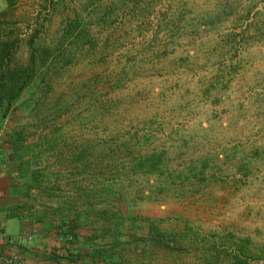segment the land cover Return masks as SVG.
Segmentation results:
<instances>
[{
	"label": "rangeland",
	"instance_id": "rangeland-1",
	"mask_svg": "<svg viewBox=\"0 0 264 264\" xmlns=\"http://www.w3.org/2000/svg\"><path fill=\"white\" fill-rule=\"evenodd\" d=\"M33 31L50 69L0 140L20 132L31 148L39 190L22 207L43 217L49 251L67 225L85 263L101 249L105 264H207L201 239L230 235L264 248V0H0L19 65ZM152 155L158 167L138 169ZM3 225L19 236L18 219ZM151 226L179 250L152 244Z\"/></svg>",
	"mask_w": 264,
	"mask_h": 264
},
{
	"label": "trees",
	"instance_id": "trees-1",
	"mask_svg": "<svg viewBox=\"0 0 264 264\" xmlns=\"http://www.w3.org/2000/svg\"><path fill=\"white\" fill-rule=\"evenodd\" d=\"M9 7L13 5V0H7ZM80 24L79 20H73L69 30L67 31L66 38L73 36L74 31ZM83 34L73 39L72 44H79L83 42ZM37 31H33L32 34L28 36L27 39V49H28V61L25 65H19L14 60V45L9 41L0 39V123L6 118L8 112L12 108L13 104L18 101L21 95L28 90L35 82L44 81L47 76V64L51 61L52 53L48 47L37 45L35 40L37 39ZM5 145L11 150V161L16 163V175L17 179L22 183V193L23 197L30 199L32 191L39 190L38 182L39 176L32 173L29 162L25 159L31 152L30 147H26L24 144L23 135L18 132L15 133L13 141H3L0 140V150H2ZM5 149V148H4ZM1 154V152H0ZM5 153L1 155L0 161L1 165L4 163ZM8 160L10 163L11 161ZM160 157L157 155H152L149 158L142 160L138 164V169L143 170L147 166L149 169L145 172H151L152 168H157L159 165ZM151 168V169H150ZM2 171V170H1ZM203 174V173H202ZM18 210L15 212L11 210L8 214L9 218H16L19 221L33 220L31 215L26 216L23 211V207H16ZM43 217L36 219L35 223L42 222ZM76 227L73 225L61 226L56 230L54 229V234L61 241H67L68 244L62 245V250L53 248L46 254L47 259L53 264H105V258L108 254L106 251L97 249L93 254L89 255L88 262L85 263L86 259L72 248V245L79 242V237L75 233ZM150 235L153 236L151 243L163 248L167 251L179 250L178 240L174 238L168 245V243L162 240V235L153 226L149 227ZM181 240L184 239L186 235L177 234ZM27 237V236H26ZM232 244L229 245L226 240L222 239H201L204 243V253L207 260V264H251L252 261H260L264 259V248L261 249L257 254L250 251L245 240H236V238L230 235ZM228 239V238H226ZM235 239V240H234ZM30 240V239H29ZM27 242V240H25ZM146 242V241H144ZM24 243L20 245V252L24 249ZM57 248V247H56ZM26 250V249H24ZM4 252V251H3ZM116 264V263H115Z\"/></svg>",
	"mask_w": 264,
	"mask_h": 264
},
{
	"label": "crops",
	"instance_id": "crops-1",
	"mask_svg": "<svg viewBox=\"0 0 264 264\" xmlns=\"http://www.w3.org/2000/svg\"><path fill=\"white\" fill-rule=\"evenodd\" d=\"M0 138H3V136L0 135ZM0 152L1 157L5 149L3 148ZM33 196L35 195L32 191L30 198ZM30 201L31 199L23 197L22 183L17 179L16 171L13 172V175H10L5 166L1 165L0 161V224L3 225L4 221L12 219H8V214L11 210L17 212L18 210L16 207H22L25 205L24 203ZM23 213L26 212L23 211ZM28 215H30V213ZM19 222L20 234L15 240L18 239L24 243V249L26 250H22L21 256L25 264H53L46 256L49 247H52L53 243L51 242L49 234L44 232L45 229L41 228L39 223L34 224L29 220ZM25 240H27V242H25ZM15 250L14 247H6L3 253L8 256L14 253Z\"/></svg>",
	"mask_w": 264,
	"mask_h": 264
},
{
	"label": "built area",
	"instance_id": "built-area-1",
	"mask_svg": "<svg viewBox=\"0 0 264 264\" xmlns=\"http://www.w3.org/2000/svg\"><path fill=\"white\" fill-rule=\"evenodd\" d=\"M23 244L21 240L7 238L4 232V226L0 224V264H25L21 256L20 245ZM6 247H14L15 252L6 256L3 250Z\"/></svg>",
	"mask_w": 264,
	"mask_h": 264
},
{
	"label": "water",
	"instance_id": "water-1",
	"mask_svg": "<svg viewBox=\"0 0 264 264\" xmlns=\"http://www.w3.org/2000/svg\"><path fill=\"white\" fill-rule=\"evenodd\" d=\"M261 264H264V262H263V263H261Z\"/></svg>",
	"mask_w": 264,
	"mask_h": 264
}]
</instances>
